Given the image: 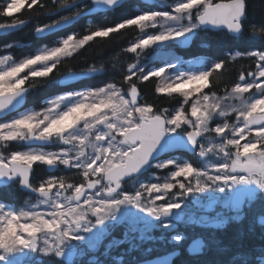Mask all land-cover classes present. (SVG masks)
<instances>
[{"label": "snow or ice", "instance_id": "6c2138e0", "mask_svg": "<svg viewBox=\"0 0 264 264\" xmlns=\"http://www.w3.org/2000/svg\"><path fill=\"white\" fill-rule=\"evenodd\" d=\"M119 4L120 0H51L50 4L0 0V18L9 20L0 22V32L28 24L30 19L15 15L24 9L58 17L37 25L34 31L39 36L63 29L101 6L113 9ZM129 28L139 29L141 35L122 51L136 62L125 67L114 58L110 69L91 65L67 71L63 81L109 70L114 75L103 86L57 94L44 102L41 111L21 110L30 78L52 80L62 61L79 55L94 38ZM200 32L232 39L248 33L264 41V16L250 18L249 0H159L114 26L83 35L69 33L38 54L22 59L11 53L0 55V114L16 113L0 120V147L15 143L24 149L0 152V184L18 183L36 201H25L21 208L0 201V264H44L37 255L50 258L52 264H75L74 258L84 252L73 242H85L95 250L107 234V222L127 223L124 239L114 243H128L129 251L139 250L138 242L145 241L180 245L186 237L175 229L186 222L182 206L189 197L199 203L197 194H207L211 210L217 205L226 210L199 222L187 217V222L206 228L243 221L256 202L264 210V47L210 60H185L175 54L173 44L189 46ZM149 49L154 50L150 60L155 66L140 63ZM237 59L250 63L241 66L234 81L224 79L229 61ZM150 78L161 82L154 93L182 98L178 106L160 108L148 102L141 86ZM177 152H190L199 163L179 160L172 155ZM34 165L46 166L48 176L34 182ZM148 169L168 174L163 182L158 176L142 181ZM260 224L264 225V216ZM153 230L162 235H150ZM169 232L165 240L163 233ZM247 234L255 235L252 225ZM244 237L243 230L228 243L210 237L216 255L197 259L196 264H264V231L259 245L247 244ZM204 248V241L195 239L188 251L199 254Z\"/></svg>", "mask_w": 264, "mask_h": 264}, {"label": "trees", "instance_id": "16d2710c", "mask_svg": "<svg viewBox=\"0 0 264 264\" xmlns=\"http://www.w3.org/2000/svg\"><path fill=\"white\" fill-rule=\"evenodd\" d=\"M46 3H51V0H45ZM146 4L141 3L140 0H128L122 3L116 9L106 12L98 13L90 18H84L75 23L72 27L60 32L57 35H67L72 32L79 33L81 35L90 31L97 30L101 27L114 26L116 23L121 22L123 19L134 15L139 8L144 7ZM37 12H29L27 9L22 10L21 13L15 14L21 19L29 20L30 22L20 31L8 34L6 36H0V48H3L7 43L19 41L22 46L12 47L8 49L9 53L13 54L14 58L22 59L26 55H34L36 50L42 45H51L54 41V37H48L39 40L33 36V30L37 25L50 22L51 19L58 17H49L39 14ZM249 14L253 20H259L264 16V3L262 0H249ZM0 22H9L8 18H0ZM141 33L139 29H123L119 33L110 34L108 38H94L93 41L82 49L79 55H75L73 58L65 59L59 65L52 80L46 78H30V91L26 98V108L31 107L34 110H38L42 102L64 90L59 87L56 80L67 71H80L91 65L97 68L104 65L105 68L110 69L111 63L115 58V62L118 65L126 67L127 63L136 62L135 57L132 54L124 53L123 48L127 47L129 41L137 39ZM173 46V45H172ZM264 47V41L258 37H252L246 33L245 36L239 39L225 38L221 33L217 32H200L192 40L189 47L173 46V50L177 51L179 55L184 58H204V59H218L227 58L226 53L234 54L236 50L246 51L251 48ZM149 50L146 51V53ZM158 63V62H157ZM250 62L247 60L237 59L236 61H229V71L225 74L224 79L235 80L237 78V71L241 66L247 67ZM153 63H148L152 65ZM114 75L112 71H105L103 73H97L94 76L84 79L75 87L103 86V83L107 82L111 76ZM55 81V82H53ZM160 81L155 78H150V81L144 82L141 86V93L144 98L150 103H154L160 108H174L178 106L180 98L177 94H174L172 98H169L166 94L154 93L155 87ZM213 83H217L213 80ZM222 92L224 84L219 85ZM21 146L12 143L8 150H19ZM5 154V152H4ZM186 158L198 164L195 156L186 155ZM57 174V173H56ZM48 174L43 165H35L33 180L38 182L39 179L47 177ZM147 174H144L141 178H146ZM28 192H23L17 186L12 184L8 187L0 189V200L13 204L16 207H20L22 200ZM264 216V210L261 208L260 202H256L250 210L247 211L245 219L243 221L229 222L219 229L196 227V226H182L178 225V232L182 233L186 239L180 245H172L161 242L160 240L138 242L139 250L129 251V244H119V246L111 247L102 254L85 253L80 259L75 260V264H136L140 261L148 260L156 256L178 251V256L172 261L171 264H196L197 259L211 260L216 255L215 249L210 244V237L215 236L218 239L223 240L225 243L230 242L236 237L241 230L245 232V242L249 245H259L261 243L259 235L264 231V225L260 224V218ZM249 225L255 228V235H248L247 229ZM162 235L158 231H154L153 236L159 237ZM170 233H166L165 240H167ZM124 235L115 234V241L124 239ZM201 237L205 241V248L199 256H191L187 252V246L189 242L195 238ZM145 248H151L150 253L144 251ZM259 251V248H256ZM135 258V260L133 259ZM52 264V262L50 263Z\"/></svg>", "mask_w": 264, "mask_h": 264}, {"label": "rangeland", "instance_id": "374dc122", "mask_svg": "<svg viewBox=\"0 0 264 264\" xmlns=\"http://www.w3.org/2000/svg\"><path fill=\"white\" fill-rule=\"evenodd\" d=\"M158 2H159V0H156V3H158ZM168 2H170V0H168ZM75 23H77V21ZM75 23H73L72 26ZM147 31H153V30L149 29ZM60 38H62V37L56 38L54 40H57L58 41ZM55 44L54 45H51L49 47L55 46ZM45 47H48V46H40L39 49L36 50V53L35 54H38ZM149 50L151 51L150 54L149 53L142 54V56L140 58V63H142V64H148V61L147 60H149L151 57H153L154 50H152V49H149ZM178 56H180V55H178ZM44 106H45V104L42 105V107L40 108L39 111H41ZM27 110L28 111H31L32 109L28 108ZM22 150H24V149H22ZM0 152H1V150H0ZM174 156H175V158H177L179 160H187L185 157L180 156V155H174ZM197 161H198V159H197ZM198 163H199V161H198ZM151 170L152 171H150L148 173V175H147L146 178H140V179L142 181H144V180L154 179V177H157L158 176V177H160V182H163L164 177L168 174V170H157V169H151ZM132 183H133L132 181H129L128 186L131 187ZM216 195L220 196V195H223V194L217 193ZM25 197L26 198L24 199V202L25 201H28L29 203H35L36 202L35 199L30 194H28ZM197 198L199 199V203H196L194 198L189 197L188 200H187L186 207L182 206L183 214L186 216V222L180 223V225H182V226L187 225V226L203 227V226H201L198 223H190V222H187V217H189L194 222H199L200 220H207V219H209V217H215L217 212L226 211V210L222 209L219 205H217L215 207V209H213V210H211L209 207H207V200H208L207 194H197ZM24 202L22 203V205L19 208L25 207V203ZM12 207H14V206H12ZM132 211H135V210L133 209ZM178 211H180V210H178ZM226 215H231V213H227L226 212ZM101 227H103V226H101ZM127 228H128V225H127L126 222L125 223H119V224H116V223H113V222H107V228H106V233L107 234L104 236V238L98 244V246H97V248L95 250L89 249L87 247V245H86L85 242H73V244L76 246L77 249L82 250L84 253H88V252L94 253V252H97L98 254H102L103 252H106V250L108 251L109 244H112L113 245L112 247L119 246V245H117V244L114 243V241L116 239L114 237L115 236L114 233H113V235H111V233L114 231V229H116V231H115L116 233L115 234H119L121 232V234L124 235V233L127 230ZM177 229L178 228L176 226V229L175 230L178 231ZM154 231L160 232L159 230H153L150 233V235H153L154 234ZM163 235H166V233H163ZM122 237H124V236H122ZM37 257H40L41 260H43V261H44L45 258H47V257L39 256V255H37L36 258ZM79 257H81V256H77L74 259L76 260Z\"/></svg>", "mask_w": 264, "mask_h": 264}, {"label": "water", "instance_id": "95a60500", "mask_svg": "<svg viewBox=\"0 0 264 264\" xmlns=\"http://www.w3.org/2000/svg\"><path fill=\"white\" fill-rule=\"evenodd\" d=\"M126 0H120V4L119 5H121L123 2H125ZM145 3H147V4H154V1L155 0H143ZM118 5V6H119ZM118 6H116L115 8H117ZM114 9V8H113ZM109 10H111V9H104L103 8V6H101V8H100V10H98L97 12H94V13H98V12H105V11H109ZM94 13H92V14H94ZM91 14V15H92ZM75 23V22H74ZM72 25V24H71ZM71 25H66L63 29H65V28H67V27H69V26H71ZM19 30V29H18ZM60 30H62V29H60ZM14 31H17V30H14ZM14 31H12V32H14ZM58 31V30H57ZM9 33H11V32H0V36L1 35H6V34H9ZM47 34H49V33H45V34H43V35H36L35 34V36L36 37H42V36H45V35H47ZM76 82H78V81H63V79H62V77L60 78V80H59V83H60V85L61 86H67V85H70V84H74V83H76ZM24 106V105H23ZM9 114H11V113H9ZM8 114H0V119L1 118H3V117H5V116H7ZM186 153H190V152H186ZM146 172V171H145ZM144 172V173H145ZM1 185H3V184H0V186ZM196 239H200V238H196ZM192 243V242H191ZM191 243L188 245V247H187V251H188V249H189V246L191 245ZM188 253L191 255V256H196V255H199V254H195V253H190L189 251H188ZM178 255V251H175V252H171V253H168V254H166V255H162V256H159V257H156V258H153V259H150V260H147V261H152V262H154V264H156V262H158V261H160V260H164V259H167V261H168V264H171L172 263V261L175 259V257ZM144 262V261H143ZM143 262H139V263H137V264H143Z\"/></svg>", "mask_w": 264, "mask_h": 264}, {"label": "bare ground", "instance_id": "6f19581e", "mask_svg": "<svg viewBox=\"0 0 264 264\" xmlns=\"http://www.w3.org/2000/svg\"><path fill=\"white\" fill-rule=\"evenodd\" d=\"M156 257H159V256H156ZM156 257H154V258H156ZM151 259H153V258H151ZM150 260V259H149Z\"/></svg>", "mask_w": 264, "mask_h": 264}]
</instances>
